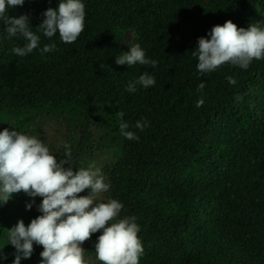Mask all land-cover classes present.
<instances>
[{
  "label": "trees",
  "instance_id": "1",
  "mask_svg": "<svg viewBox=\"0 0 264 264\" xmlns=\"http://www.w3.org/2000/svg\"><path fill=\"white\" fill-rule=\"evenodd\" d=\"M131 1L136 7L127 0H82L85 28L77 41L65 44L57 33V50L42 53L38 47L23 57L11 49L27 41L7 38L0 20V125L30 135L35 126L54 121L60 138L50 150L64 158L67 144L74 170L89 166V153L117 149L122 163L107 200L124 205L120 219L136 217L144 248L139 264H264V215L254 191L264 186V59L253 60L247 69L225 63L200 73L198 57L192 55L198 38L215 25L231 20L247 28L264 22L259 0H207L203 7L197 0ZM58 4L25 0L6 17L27 14L30 29L38 34L42 13ZM97 5L139 21L156 52V67L128 74L115 69L123 53L122 31L108 21L94 23ZM144 72L155 77V85L126 91ZM200 83L205 88L197 91ZM201 98L204 103L197 107ZM137 121L148 126L141 131ZM121 122L139 139L121 135ZM170 176L174 188L163 194L160 181ZM31 200L20 192L0 205V250L7 255L0 264L15 259V248L7 245L8 229L41 214L42 198L36 197L28 211ZM101 234L83 244L85 256L97 264L102 262L94 246ZM42 251L34 245L31 258L21 264H40Z\"/></svg>",
  "mask_w": 264,
  "mask_h": 264
},
{
  "label": "clouds",
  "instance_id": "2",
  "mask_svg": "<svg viewBox=\"0 0 264 264\" xmlns=\"http://www.w3.org/2000/svg\"><path fill=\"white\" fill-rule=\"evenodd\" d=\"M25 0H0V20L6 25L7 38L22 37L27 41L25 46H16L11 51L20 57L33 52L40 45L41 37L34 33L29 25L27 14L7 18L11 8L23 6ZM42 15L43 22L37 27L42 29L43 36L51 39L59 34L65 44L77 41L84 31L86 11L82 0H59L58 8H48ZM264 22L251 23L247 28L239 27L228 20L223 25H215L207 36L198 38L194 57H198L197 70L210 73L225 63L247 69L253 60L264 59ZM57 50L55 42L45 44L42 53ZM118 65L157 66L156 60L146 58L145 51L139 44L132 45L129 52L117 56ZM103 68V66H101ZM229 83L235 84L232 77ZM155 77L144 72L135 81H130L126 91L134 93L137 85L145 89L154 86ZM205 88L198 85L197 91ZM241 100L242 97H237ZM204 103L201 98L196 106ZM124 117V112H117ZM145 121H137L135 127L143 131ZM129 124L120 123V133L129 140L139 137L128 131ZM64 158H57L43 140L34 135L17 131L12 127L0 131V205H6L13 194L20 192L32 198L26 203L30 211L41 197L37 206L41 214L29 224L20 219L7 231L8 244L15 248L13 264H21L22 259H30L34 245L42 246L40 264H88L86 250L82 245L100 232L95 243L96 259L102 264H139L144 252L138 236L140 226L135 216L119 218L124 205L118 199H100L102 193L108 192L110 184L100 168L89 164L87 168L74 170L72 153L65 146ZM86 189L87 195H80ZM0 259L7 255L0 250Z\"/></svg>",
  "mask_w": 264,
  "mask_h": 264
},
{
  "label": "rangeland",
  "instance_id": "3",
  "mask_svg": "<svg viewBox=\"0 0 264 264\" xmlns=\"http://www.w3.org/2000/svg\"><path fill=\"white\" fill-rule=\"evenodd\" d=\"M199 5L201 7L204 6V4L207 2V0H197ZM127 3H130L131 6L136 7V4L132 2L131 0H127ZM258 12L261 16H264V3L263 0H259L258 4ZM93 21H108L115 26H117L121 31L122 35L120 36V45L123 48V52H129L130 47L135 44H139L140 47L145 51L146 58L153 60L156 56V52L151 49L142 32L140 29V23L134 18H120L114 15L111 11L100 7L99 5L95 6L93 9ZM43 21H37V27L42 23ZM38 34L41 37L39 49H41L45 44H49L52 42L57 43L58 39L57 37H53L51 39H48L43 36L42 29H38ZM147 65H140L137 63L133 66L128 65H115V69L128 74L130 72H138L142 70ZM5 128H9L10 130L12 127H3L0 125V131H3ZM60 126L55 123L54 121L47 120L43 122L42 124L35 126L33 128V132L30 133V135L37 136L41 140L45 142V144L51 148L52 143L56 142L60 138ZM88 158L90 160V164H95L96 167L100 168L102 171V174L105 177V182L111 184L112 181H114L119 174L120 165L122 163V155L117 149H105L102 151H94L92 153L88 154ZM210 175V169L206 168V176L209 177ZM253 175V172H252ZM250 177L249 168L243 170V180L245 182L248 181ZM258 186H260V189H258ZM159 188L163 194H169L172 192L174 188V178L173 176L165 177L161 179ZM91 190L86 189L83 193L80 195H87ZM110 191V189H109ZM108 192L102 193L100 195V199L104 202L107 201ZM256 195L258 196V206L261 207V210L264 215V186L257 185L256 189ZM263 228H264V222H263ZM84 248V246L82 245ZM85 259L88 261V264H97L92 261V259L87 258L85 256Z\"/></svg>",
  "mask_w": 264,
  "mask_h": 264
}]
</instances>
